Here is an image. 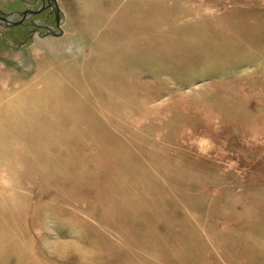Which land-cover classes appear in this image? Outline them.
Masks as SVG:
<instances>
[{
    "label": "rangeland",
    "instance_id": "374dc122",
    "mask_svg": "<svg viewBox=\"0 0 264 264\" xmlns=\"http://www.w3.org/2000/svg\"><path fill=\"white\" fill-rule=\"evenodd\" d=\"M0 18V264H264V0Z\"/></svg>",
    "mask_w": 264,
    "mask_h": 264
},
{
    "label": "bare ground",
    "instance_id": "6f19581e",
    "mask_svg": "<svg viewBox=\"0 0 264 264\" xmlns=\"http://www.w3.org/2000/svg\"><path fill=\"white\" fill-rule=\"evenodd\" d=\"M53 111L55 112V110H53ZM36 139H40V135L38 137L35 136L34 138L31 137L30 140H33V142H31V143L36 142ZM9 142L14 143V141H11V140H9ZM11 185L12 184H10L7 180H2L0 177V202H2L3 206L6 207L5 210L6 209L8 211L12 210L13 212L14 211H21L24 208V202L26 201V203L28 204L29 199L28 198H27V200L24 199L25 201L22 202L21 205L16 208L15 205L13 204L14 203L13 200L15 198L23 199L24 194L21 192L15 191V189Z\"/></svg>",
    "mask_w": 264,
    "mask_h": 264
},
{
    "label": "water",
    "instance_id": "95a60500",
    "mask_svg": "<svg viewBox=\"0 0 264 264\" xmlns=\"http://www.w3.org/2000/svg\"><path fill=\"white\" fill-rule=\"evenodd\" d=\"M29 13V12H28ZM27 12H24L23 15H24V18L25 16L28 14ZM1 21H4L6 23H10L11 25H16V23H12V22H9V20L5 19V18H0Z\"/></svg>",
    "mask_w": 264,
    "mask_h": 264
}]
</instances>
